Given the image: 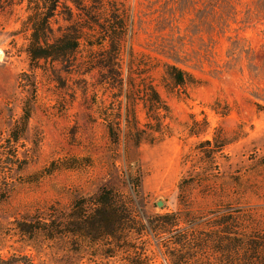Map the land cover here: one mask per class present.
<instances>
[{
  "label": "rangeland",
  "instance_id": "374dc122",
  "mask_svg": "<svg viewBox=\"0 0 264 264\" xmlns=\"http://www.w3.org/2000/svg\"><path fill=\"white\" fill-rule=\"evenodd\" d=\"M107 1L129 18L123 91L94 68L108 49H99V38L82 45L75 66L30 65L25 4L0 0V256L25 254L35 264H264L251 258L264 251V0ZM65 26L62 14L52 21L56 33ZM165 64L192 79L174 86ZM150 85L168 108L158 132L143 103ZM130 90L142 99L125 100ZM214 136L225 144L216 167L197 149ZM104 188L135 212L120 239H48L17 229V220L69 211Z\"/></svg>",
  "mask_w": 264,
  "mask_h": 264
},
{
  "label": "trees",
  "instance_id": "16d2710c",
  "mask_svg": "<svg viewBox=\"0 0 264 264\" xmlns=\"http://www.w3.org/2000/svg\"><path fill=\"white\" fill-rule=\"evenodd\" d=\"M23 2L27 16L22 29L28 37L26 52L30 65L52 60L74 63L73 66H75L77 54L82 45L94 47L92 39L99 38L97 43L99 49L103 50L107 47L108 49L104 52L101 61L94 64V68L98 67L101 70L108 84L114 83L123 91L126 85L124 53L129 32V18L124 8H120L116 1L107 0H23ZM59 14L63 15L67 26L60 27L56 33L52 28V21ZM164 72L176 87H184L192 79L176 65L165 64ZM24 77L27 78V74H24ZM129 86L132 87V84ZM145 91L146 98L143 103L147 110L146 117L149 122H153V128L157 126L154 131L158 132L163 123L162 113L168 112V108L153 85ZM130 93L129 98L125 96V100L134 102L142 99L136 98V94L132 95L131 90ZM25 113L23 131L30 118L29 109ZM108 129L111 141L119 144L121 135L111 125ZM15 140L18 141L19 138ZM224 146L225 144L217 136H214L211 141L200 143L197 148L200 152V161L211 162L215 166L218 155L223 153ZM205 147L211 150L202 152ZM187 182L182 179L178 183L180 192ZM133 215L135 212L127 198L113 189L104 188L95 196L76 200L69 211L52 208L44 217H32L31 224L17 220L16 226L20 234H29L31 237L41 235L54 239L76 233L83 238L89 237L96 240L119 236L120 239L121 235L118 233H121L127 223L131 222ZM159 218L164 219L165 216H159ZM253 253L254 256L251 258L254 259L257 255L256 259L264 261L259 258L260 255L264 256V251ZM0 264H35V262L28 255L13 254L8 257L0 256Z\"/></svg>",
  "mask_w": 264,
  "mask_h": 264
},
{
  "label": "water",
  "instance_id": "95a60500",
  "mask_svg": "<svg viewBox=\"0 0 264 264\" xmlns=\"http://www.w3.org/2000/svg\"><path fill=\"white\" fill-rule=\"evenodd\" d=\"M162 205H163V203L162 202H159L157 206L158 207H161Z\"/></svg>",
  "mask_w": 264,
  "mask_h": 264
}]
</instances>
